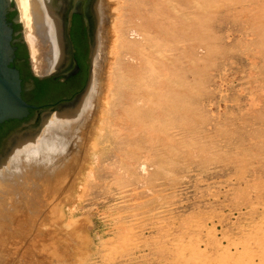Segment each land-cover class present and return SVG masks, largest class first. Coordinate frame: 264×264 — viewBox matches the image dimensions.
Instances as JSON below:
<instances>
[{"label": "rangeland", "instance_id": "obj_1", "mask_svg": "<svg viewBox=\"0 0 264 264\" xmlns=\"http://www.w3.org/2000/svg\"><path fill=\"white\" fill-rule=\"evenodd\" d=\"M145 1L106 0L123 38L105 46L104 99L66 180L58 165L67 183L24 206L10 264H264V0H164L163 83Z\"/></svg>", "mask_w": 264, "mask_h": 264}, {"label": "bare ground", "instance_id": "obj_2", "mask_svg": "<svg viewBox=\"0 0 264 264\" xmlns=\"http://www.w3.org/2000/svg\"><path fill=\"white\" fill-rule=\"evenodd\" d=\"M13 1L15 2L16 9L18 11L19 22L23 27V36L25 39V44L30 54L31 67H32V71L34 75L45 76V75L55 74L58 71V69H53L55 62H56V45H55L50 21L41 5L40 0H13ZM107 2L106 0H100V32H99L98 55H97L96 66H95L92 82L84 98V101L82 103L80 110L78 111L76 115H74L73 117L69 119H66L60 122L51 123V124L41 127L36 133H34L27 141H25L20 147H18L10 156H8L0 164V264H7L6 262L10 264L12 261L11 260L12 257H10V255L11 254L14 255L17 248L19 249L20 242L22 241L23 243L26 240L25 236H28V234L26 233L25 230L24 231L26 235L23 234L21 235V237H18L21 233H23L21 228L23 227V225H25L26 219H28L26 224L31 223L33 225L32 223L33 221L32 222H28V221L30 218L29 217L30 214L31 213L33 214L35 211L32 210L33 212L31 211V213L29 214V212H27V209L24 208V206H26L27 204L30 206L31 204L32 207L36 208L35 202H37V197H39V194H42L41 193L42 188L44 190V194L42 195L45 197L47 195L46 193L49 190L50 194L48 193L47 196L50 197L52 195L51 190L53 191V193L54 191H56L54 188V187H57V186H54L55 182L57 181L56 176L61 174L62 169L64 170V172L62 173L63 175L62 176L60 175V176L64 178L65 176L64 173L66 171L64 168L67 169V166L70 167L69 166L70 163H68L69 162L68 160H70L71 159L70 157H72L74 154L72 150L73 148L69 146V143L72 146V144L76 143L77 141H81V140H78L79 139L78 135L80 132L84 131L87 128L86 126H88V123H89L88 121L91 117L90 114L92 113L91 106H94L92 102L93 101L95 102L94 100L95 97L96 99H98V97H101L103 95V92H104L103 90H105V87L103 89V86H105L103 73H104L105 67L108 66V65L105 66L106 64L105 62H107V59H105L104 55H107V54L106 53L104 54V51L108 47L110 48V45H108L106 49H105V46L108 43L109 38H111V36H114L116 40L123 38V33H122L123 30L122 28L120 29V25L118 26L117 23H114L112 25L109 24L110 26L108 24H107L108 26L106 25V22H107L106 17L110 13L109 11H107V9H109L107 7L110 6V5L106 6ZM118 2H122V1H118ZM145 2L148 7L147 9L148 13L147 14L145 13L143 15L144 23H143L142 29L140 30L141 32L144 33L143 37H144V40L146 41V44L151 47L154 45V41L150 39L149 37L151 33H154V32L156 33V37L158 41V53H159V57H161V61H160L161 63L160 72L161 73H159V75L162 77V79L161 77L160 79H161V83H163L164 76H165L166 40H167V30H166L167 20L165 17L166 11L164 8L165 2L164 0H146ZM157 6H158V9L156 10L155 8ZM112 39H110V41ZM111 43L116 44L113 41ZM111 43L109 42V44ZM112 56L113 55H110V57ZM109 61L112 63L111 58ZM109 61L107 63H109ZM144 62H145L144 65L146 69L149 67H152V64H153L152 57L150 56L146 57L144 59ZM109 68H111L110 64L108 68H106V70ZM106 73H109V70ZM145 75H146V72L142 74V77L144 78ZM149 76L151 77L150 80L154 81L153 75L151 74ZM106 77L109 78L108 76ZM107 84H108V81L106 82V86L109 88ZM157 86H158V83L157 85H155L154 82H150V81L146 82L145 87H146V90L149 92L150 96L152 92L154 93L155 88ZM161 87L162 88H160V90L163 91L164 85L162 84ZM157 92H158V88H157ZM112 95H115V94H112ZM103 99L104 98H102V100ZM149 100H151V98ZM159 104L160 106L164 105V101L160 96H159ZM102 105H101V108L103 107ZM149 115L150 114H148V116ZM148 124L149 122L146 123V125ZM76 134H77V139L75 138L76 142L74 143L70 142L71 140H73L74 136L76 137ZM69 147L71 148V151L73 153V154L71 153V156L69 152L67 153L70 157L66 155V152L68 151L67 148ZM65 157H68V160L67 158L64 160ZM66 160L68 164L65 167V165L64 166L61 165V162L63 161L62 164H64ZM58 165H61L62 169H61V166H58ZM67 172L69 173V171ZM70 173H72V171ZM70 173L68 176H70ZM65 177H66L65 178L66 180L67 176ZM65 180H61V182L57 181L56 185L58 184V182L62 184V181H64L63 184L65 185L67 183L65 182ZM60 183L58 184V187H61L59 186L61 185ZM39 199L42 200V198H39ZM27 202H30V204ZM36 206L38 207L37 203H36ZM39 210L40 209L38 208V211ZM25 214H29V216H25ZM34 216H36V214ZM23 229H25V227ZM17 231L20 232L19 235L17 234L18 233ZM23 236L25 240L23 239ZM19 238H21V241L17 243L15 239L20 240ZM31 238L32 239L30 242L33 243L32 246L36 245L35 243L37 241V236L32 235ZM13 241H14V244H13ZM18 244L19 246L16 247ZM21 247L22 245L20 246V251L22 250ZM29 253H30V250H29Z\"/></svg>", "mask_w": 264, "mask_h": 264}, {"label": "water", "instance_id": "obj_3", "mask_svg": "<svg viewBox=\"0 0 264 264\" xmlns=\"http://www.w3.org/2000/svg\"><path fill=\"white\" fill-rule=\"evenodd\" d=\"M40 2L53 32L56 45V62L53 69H58V71L53 75L34 76L39 79L61 77L60 80L64 81L73 73V71L67 72L70 63L69 30L72 16L81 14L88 28L90 44L88 80L80 89L81 93L72 101L47 108H38L28 104L23 98L20 72L14 65L15 42H22L26 47L23 31L17 33L20 34V38L15 39L17 34L13 23L8 19L10 12L17 11L15 2L0 0V126L11 120L23 121L29 118L32 111L34 112L33 119L24 124L20 130L8 135L5 145H0V164L41 127L69 119L78 113L91 85L96 66L100 32V0H40ZM13 22L20 24L18 14ZM28 57L31 67L30 54ZM55 97L47 101L52 102L57 99Z\"/></svg>", "mask_w": 264, "mask_h": 264}, {"label": "flooded vegetation", "instance_id": "obj_4", "mask_svg": "<svg viewBox=\"0 0 264 264\" xmlns=\"http://www.w3.org/2000/svg\"><path fill=\"white\" fill-rule=\"evenodd\" d=\"M13 12H10L8 15V19L10 15ZM11 21L13 23V28L15 33H19V30L15 28L18 24L14 23V17H12ZM83 28L85 29L86 37L84 40L83 35ZM20 34H17L15 36V39H19ZM69 48H70V63L69 68L67 72L73 71L69 77L61 81L60 78H44L39 79L34 76V73L31 70L29 58L24 57V43L22 42H15L14 46L16 47V60H15V67L19 70L22 80V87H23V98L24 100L35 107L38 108H47L51 107L63 102L72 101L78 94L81 93L80 89L85 85V83L88 80L89 75V35H88V28L85 24V20L83 15L81 14H74L71 19V25L69 30ZM26 48V47H25ZM28 54V52H27ZM31 75L32 78H28L27 76ZM60 75V74H59ZM35 79H38L39 82H46L48 80H52L53 84L52 86H56L58 84L63 85L62 87L65 90H68L71 96H68L67 94H62L58 92H52L53 97L56 96L57 99L59 98L58 102L53 105H47L45 106H38L35 104H32V100L35 96V93L40 92V89L38 85L35 82ZM80 91V92H79ZM55 97V98H56ZM32 114L29 116V118L18 121V120H11L8 122H5L3 125V128H0V145L4 144L6 141V137L10 134H12L15 131L20 130L24 124L28 123L31 119L34 118V112H31ZM1 125V126H2ZM0 126V127H1ZM5 145V144H4Z\"/></svg>", "mask_w": 264, "mask_h": 264}, {"label": "trees", "instance_id": "obj_5", "mask_svg": "<svg viewBox=\"0 0 264 264\" xmlns=\"http://www.w3.org/2000/svg\"><path fill=\"white\" fill-rule=\"evenodd\" d=\"M13 16H14V13H12L10 15L9 19L11 20ZM15 28L19 29L20 27H19V25H17V26H15ZM83 35H84V40H86L85 39L86 34H85V29L84 28H83ZM23 52H24V57L25 58H29L28 54H27V50H26L25 47H24ZM27 77L28 78L29 77L32 78L31 75H28ZM34 80H35L36 84L38 85V87L40 89V92H37V94L35 93V96H34L32 102H31L32 104H35V105H38V106H44V107L46 106L47 107V105H53V104L57 103L59 98L53 100L52 102L47 101V99L53 97L52 92H58V93H62V94H67L68 96L72 95L69 92H67L68 90H65L62 87L63 85H61V84H58L56 86H54V85L52 86V84H53L52 80H48L46 82H39L38 79H35V78H34ZM0 128H3V125Z\"/></svg>", "mask_w": 264, "mask_h": 264}]
</instances>
